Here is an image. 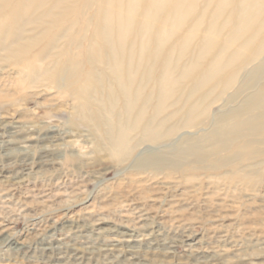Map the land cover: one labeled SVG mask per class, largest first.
I'll return each mask as SVG.
<instances>
[{
	"label": "rangeland",
	"instance_id": "1",
	"mask_svg": "<svg viewBox=\"0 0 264 264\" xmlns=\"http://www.w3.org/2000/svg\"><path fill=\"white\" fill-rule=\"evenodd\" d=\"M21 1L0 264H264V0Z\"/></svg>",
	"mask_w": 264,
	"mask_h": 264
},
{
	"label": "bare ground",
	"instance_id": "2",
	"mask_svg": "<svg viewBox=\"0 0 264 264\" xmlns=\"http://www.w3.org/2000/svg\"><path fill=\"white\" fill-rule=\"evenodd\" d=\"M9 0H0V2H2L0 5H1V7H3V8H6V7H8V5L9 4H7V2H8ZM25 1L26 0H22L19 4L20 5H18L16 8H13V10H12V14H11V16H10V18L8 19V22L10 21H14V19H15V17L16 16H28V15H32L33 14V12H35V11H33V8H34V5L33 4H25ZM55 2H56V6L57 5H59L60 3H61V0H55ZM134 2H135V0H129V8H130V10H132V8L134 7ZM225 4V3H224ZM51 13H52V11L51 10H48L47 12L45 11V15H51ZM9 17V16H8ZM58 17H59V21L60 20H62L63 18H65V13H62V12H60L59 13V15H58ZM242 25L244 26V25H247V22H245V20H243V21H241V23H240V25L239 26H241L242 27ZM110 27H112L111 25H109L108 27H107V30H106V33L108 34V32H109V34L108 35H110V30H114V28L112 27V29L110 28ZM122 27V26H121ZM118 29H120L121 31L124 29V28H118ZM16 36L14 35L13 36V38H15ZM131 67H133V65H130V68ZM214 68L216 69V70H218V67H216V66H214ZM214 68H213V71H214ZM166 81V80H165ZM166 83V82H165ZM162 84L163 85H165L164 84V81L162 82ZM168 89V88H167ZM259 103V102H258ZM257 102H256V100L255 101H251L250 102V104H248L249 105V107H248V109H249V111L250 112H253V107L254 106H256L257 104H258ZM260 108V107H259ZM262 111V110H261ZM234 120H235V122L233 121L232 123H234V126L235 127H233L232 129H235L234 131H237L239 128H237L240 124L239 123H243L245 120H239V122L237 123V121H238V119L236 118V117H234ZM225 122V121H224ZM222 124H224L223 122H222ZM235 124H237V125H235ZM231 125H233V124H231ZM221 127H222V125H220ZM245 130V129H244ZM124 132H120V134L119 135H116V137L115 136H113V135H111V137H110V139L113 141V147H115L116 149L118 148V147H121V146H124V142H125V140H124ZM219 139V138H218ZM26 165H29V164H26ZM188 240V239H187Z\"/></svg>",
	"mask_w": 264,
	"mask_h": 264
}]
</instances>
